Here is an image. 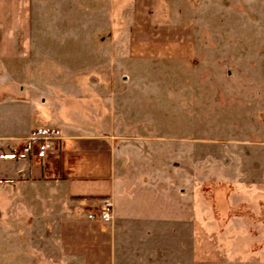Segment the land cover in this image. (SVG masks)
Segmentation results:
<instances>
[{
    "label": "crops",
    "instance_id": "crops-1",
    "mask_svg": "<svg viewBox=\"0 0 264 264\" xmlns=\"http://www.w3.org/2000/svg\"><path fill=\"white\" fill-rule=\"evenodd\" d=\"M201 1L178 0L170 23L167 0H0V264H264V45L224 48L235 54L220 60L226 77L209 79L220 86L210 87L211 131L224 137L202 141L196 22L212 12ZM241 3L264 21V0ZM233 15L225 29L238 23L241 36L264 35L248 8ZM93 34L103 47L97 69L126 59L183 68L193 103L189 114L182 105L176 137L154 139L147 124L121 127L105 79L93 89L87 64L63 63L42 40ZM234 60L260 75L235 76ZM42 68L76 76L61 85L53 74L48 92H39ZM121 77L122 85L133 81ZM82 101L91 103L89 117ZM41 133L59 138L57 150L45 158L25 153ZM202 146L215 153L202 158ZM105 197L112 220L89 219Z\"/></svg>",
    "mask_w": 264,
    "mask_h": 264
},
{
    "label": "rangeland",
    "instance_id": "rangeland-1",
    "mask_svg": "<svg viewBox=\"0 0 264 264\" xmlns=\"http://www.w3.org/2000/svg\"><path fill=\"white\" fill-rule=\"evenodd\" d=\"M178 0H167V8L169 9L167 21L170 23H176V9ZM202 7L211 10V16L209 14L201 15L200 20L196 22L197 28L200 35L197 32V45L200 46V60L196 63L194 69V76L200 79V84L196 87L197 92L201 94L200 100V110L198 111V117L196 118V124L200 128V137L202 141L208 139H219L223 138L224 134L219 132H212L213 126L217 119L210 120L209 117V92L210 87H220L219 85L211 86L209 85V79H220L226 77V66L220 64V60H223L225 56L229 60L234 58L235 54L230 52H225L224 48L226 46H239L241 44L264 45V35L260 36H241L242 29L240 26L234 24L233 27L228 26L226 28L227 22L233 21L232 16L235 11L250 10L249 22L253 24L254 27L260 25L262 28L259 30L260 33L264 34V21L260 18L257 19L256 11L251 5H246L241 3V0H202ZM236 2V4L234 3ZM206 3L207 5H205ZM212 3V4H211ZM204 4V5H203ZM211 4V5H210ZM227 4L232 5V10L227 6ZM231 11L233 14H231ZM231 18V19H230ZM85 24H88V32L95 31L97 27V22H91L90 20L83 19ZM240 23V21H239ZM95 24V26H94ZM231 24V22H230ZM123 25V22H122ZM216 30V31H215ZM258 29L254 31H249L250 34H254ZM252 34V35H253ZM119 43L121 44L122 53L120 56L123 57L124 50L123 46L126 43L125 37L119 38ZM42 40H50L52 47L56 48L58 52V57L60 60L65 62V60H72L74 64L84 63L89 66L87 71V77L90 78L92 84H96L99 88L103 79L106 81V95H113L117 111L119 114V120H121L123 125L133 127L134 125L147 124L153 128V137L168 136L176 137V130L178 120H182V105L185 106L186 111L189 109L188 114L191 113L190 109L192 106V94L193 85L187 84V76H183L178 69L176 63H163V62H147L146 65H140V63H133L131 61L123 60L120 63L119 68L116 69H97V56L103 51L102 44H100V38L97 35H89L88 37L73 36V37H51L42 38ZM196 43V42H195ZM72 53H66L67 51ZM82 52V54L80 53ZM67 56H72V59H68ZM66 57V59H65ZM87 58V59H86ZM217 60V63H215ZM209 61L211 63H209ZM69 62V61H68ZM228 67L230 70L235 71V76H247L249 78H255L259 74L258 70L249 69L248 71H242L237 60L234 63H230ZM235 65V68H233ZM189 67L184 68V72L190 71ZM40 71L42 84H40L39 92H48V80L53 79V74H57V79L62 80L61 85L64 84L65 79L69 78L70 74L76 76L75 70H48L42 68ZM77 72H81L78 70ZM84 72V70L82 71ZM262 72V71H261ZM264 73V72H262ZM73 75V76H74ZM124 75L125 81L130 77L133 81L128 83V85H122V77ZM191 76V75H190ZM185 77V78H184ZM113 79V84H111ZM58 80V82H59ZM108 80L109 84L108 85ZM111 80V81H110ZM45 81V82H44ZM184 81V84L182 82ZM107 86L109 89H107ZM52 92V89H51ZM185 94L186 100H180V97ZM83 102V101H82ZM199 103V102H198ZM86 104V101L83 102ZM91 104V103H90ZM86 104V108H80L82 116L89 117V106ZM90 121L89 118H84ZM185 125L191 126L194 123L192 115L185 116ZM88 123V122H87ZM90 123V122H89ZM169 132H166L168 131ZM122 131V130H121ZM174 150H170V153ZM201 157L207 158L210 153H215V150H211L206 146H202L200 149ZM218 153V151L216 150ZM175 153V152H174ZM206 187V186H205ZM207 188V187H206Z\"/></svg>",
    "mask_w": 264,
    "mask_h": 264
},
{
    "label": "built area",
    "instance_id": "built-area-1",
    "mask_svg": "<svg viewBox=\"0 0 264 264\" xmlns=\"http://www.w3.org/2000/svg\"><path fill=\"white\" fill-rule=\"evenodd\" d=\"M29 143L23 148L25 153H34L37 158H45L57 150L59 138L51 133H41L28 139ZM113 217V202L111 198L102 199V209L96 214H89V219H99L110 222Z\"/></svg>",
    "mask_w": 264,
    "mask_h": 264
}]
</instances>
